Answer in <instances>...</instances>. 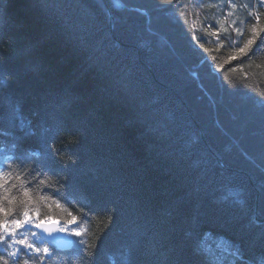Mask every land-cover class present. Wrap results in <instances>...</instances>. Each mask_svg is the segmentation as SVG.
Here are the masks:
<instances>
[{"label": "trees", "instance_id": "16d2710c", "mask_svg": "<svg viewBox=\"0 0 264 264\" xmlns=\"http://www.w3.org/2000/svg\"><path fill=\"white\" fill-rule=\"evenodd\" d=\"M246 1L0 0V161L52 177L25 185L30 207L72 238L18 230L49 247L43 264H213L206 231L236 246L231 264H264V33L228 62L252 14L264 26ZM221 21L217 48L204 30Z\"/></svg>", "mask_w": 264, "mask_h": 264}, {"label": "snow or ice", "instance_id": "6c2138e0", "mask_svg": "<svg viewBox=\"0 0 264 264\" xmlns=\"http://www.w3.org/2000/svg\"><path fill=\"white\" fill-rule=\"evenodd\" d=\"M260 2L264 3V0H260ZM229 5L233 9L236 8V4L231 3V0H229ZM185 7L187 6L185 5ZM179 15L183 17L185 15L184 11H180ZM228 15H231V13H228ZM252 15H254L256 23L251 26V35L244 40L241 47L235 49V55L228 57V62L246 56L252 49V46L257 43V38L264 33V26L260 25V13L256 12ZM209 27L212 28L210 33L207 32V29L204 31L206 34L216 39L217 48H219L224 43L220 38V33L222 31L226 32L227 29L223 27L222 21L218 22L215 27L212 25H209ZM237 31L239 32L240 30L237 29ZM195 38L194 36V39ZM199 47L206 53L212 51V49L205 48L203 44H200ZM211 59L214 61L216 58L211 57ZM221 67H223V65H221ZM52 150L53 152L57 151L55 148ZM22 165L24 166L23 168L21 167ZM26 165L27 161L23 155L5 157L4 160L0 161V252L3 253L0 254V264H43V262L52 255V252L42 238L38 239L37 242H33V240L30 239L28 231H18L28 225L40 229L42 232L51 236L53 233L51 225L59 223L51 216H45L41 219L39 207H30V205H33L36 201H34L31 195V190L25 185L29 183L30 180H36L41 176H43V178L38 181V189L42 186L54 187V183L52 177L43 169H29ZM5 168L9 170L5 171ZM32 172H35L36 175L33 176ZM12 181L19 182V189L23 195V199L19 201V207L22 211H18L15 206L17 197L11 193L18 185L12 183ZM49 200H51V197L39 195V201L47 202ZM5 201H7V207L5 206ZM52 203H55L57 207L61 206L59 201H52ZM47 206L51 207L52 204L47 203ZM68 223L76 224L77 217L72 216ZM58 231L65 232L66 229L61 227ZM71 233L76 237L82 235V231L79 227H73ZM31 236L35 237L36 233L31 232ZM38 243L40 246H37Z\"/></svg>", "mask_w": 264, "mask_h": 264}, {"label": "rangeland", "instance_id": "374dc122", "mask_svg": "<svg viewBox=\"0 0 264 264\" xmlns=\"http://www.w3.org/2000/svg\"><path fill=\"white\" fill-rule=\"evenodd\" d=\"M246 2L249 3L250 0ZM238 24L240 25V22ZM197 244L213 264H231L237 255L236 246L222 232L206 231L200 236Z\"/></svg>", "mask_w": 264, "mask_h": 264}, {"label": "water", "instance_id": "95a60500", "mask_svg": "<svg viewBox=\"0 0 264 264\" xmlns=\"http://www.w3.org/2000/svg\"><path fill=\"white\" fill-rule=\"evenodd\" d=\"M51 227L53 228V233L49 236L47 233L42 232L40 229H36V231L46 238L50 242L56 243L57 247L60 249H69L72 246V238L68 237L63 232L58 231L59 223L52 224Z\"/></svg>", "mask_w": 264, "mask_h": 264}, {"label": "bare ground", "instance_id": "6f19581e", "mask_svg": "<svg viewBox=\"0 0 264 264\" xmlns=\"http://www.w3.org/2000/svg\"><path fill=\"white\" fill-rule=\"evenodd\" d=\"M64 233V232H63ZM64 234H66V233H64ZM56 244V243H55ZM57 246V245H56Z\"/></svg>", "mask_w": 264, "mask_h": 264}]
</instances>
